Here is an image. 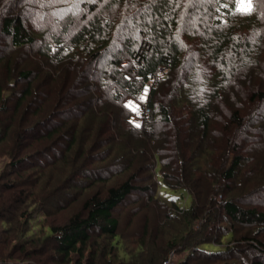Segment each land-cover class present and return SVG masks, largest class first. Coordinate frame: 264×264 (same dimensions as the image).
<instances>
[{
  "label": "trees",
  "instance_id": "16d2710c",
  "mask_svg": "<svg viewBox=\"0 0 264 264\" xmlns=\"http://www.w3.org/2000/svg\"><path fill=\"white\" fill-rule=\"evenodd\" d=\"M253 3L0 0V264H45L48 248L60 264H164L171 252L174 264H264V206L239 203L264 194V155L242 156L237 137L264 105V0ZM83 84L68 109L78 118L55 123ZM146 89L137 127L125 101ZM65 137L46 162L42 148ZM134 194L147 199L132 218L115 215ZM245 249L253 258L236 256Z\"/></svg>",
  "mask_w": 264,
  "mask_h": 264
},
{
  "label": "rangeland",
  "instance_id": "374dc122",
  "mask_svg": "<svg viewBox=\"0 0 264 264\" xmlns=\"http://www.w3.org/2000/svg\"><path fill=\"white\" fill-rule=\"evenodd\" d=\"M238 8L243 11V12H250L252 10H254V3L253 0H238ZM252 22L249 23V25ZM246 24V23H245ZM247 25V24H246ZM247 30V32H250V34H248L250 37L251 36H255L254 33L252 32V29L247 28L245 29ZM189 46V50H187V52L190 53V55L186 52L184 56H186V66H188L192 60V52L195 51L194 48V44L190 42ZM193 49V50H192ZM2 51H8L7 48V39L3 37V35L0 36V53ZM205 63V62H203ZM164 75H161L160 77H162ZM159 77V78H160ZM254 85V81L249 80L246 81L244 84H242V88L241 89H236V92H234V94L236 96H241L242 93H244V91L247 90V88H249L250 86ZM47 84L46 85H42L39 90L42 92V98L45 100L47 97H49V93L48 92V88H47ZM85 84L76 87L73 91L74 94L72 96L69 97L67 103H65L63 106L58 107V111L61 115L60 118H58L55 123H61L62 121L68 119V115H70V113H72L71 116H75L76 118H78V115L76 113L77 108H75L74 110H70L71 112H69V108L74 106V103H77L78 99L79 100H86V90L87 88H85ZM83 90V91H82ZM149 90L146 89V92L143 94L141 100L139 102H134L131 99H127L125 101V105L128 109H130L131 112L134 113L135 117L138 118H130L132 119L131 123L135 124V125H140V119L141 116H143V112L142 109H144V107H147L145 105V103L148 100V93ZM229 106V107H228ZM226 111H228L230 109V107H232V104L230 105H226ZM262 109V112H258L256 113L255 117L252 118V120H250L245 127H243V129H239L238 133H237V137L239 139V143H240V147L238 149V151L240 152V154H242V156L248 157L251 156L252 159L254 158H260V156H263L264 153L262 152V150L264 151V105H262L260 107V110ZM81 111V110H80ZM79 111V113H81ZM65 114V115H64ZM67 114V115H66ZM74 114V115H73ZM62 115L65 116V118H62ZM70 116V117H71ZM136 119V120H135ZM52 124V123H51ZM236 133V132H235ZM67 137H65L64 139H60L58 142H56L55 144H50V146L48 145V148H42L43 150V155L45 156L44 160L47 162L48 160H52L54 159V157H57L58 153H62L64 151V147L67 144ZM47 146V145H46ZM101 152H99L98 154H96V152H91L92 155V159H89L90 161H88V163H90L92 161L93 165H98V161H99V157L98 155H100ZM5 160H0V164L3 163ZM87 165V164H86ZM85 167V166H84ZM91 166H89L90 168ZM88 168V169H89ZM84 169V168H83ZM157 172L159 175V167L157 168ZM18 175H13V179L15 180H19L20 176H22V172H18ZM264 174V172H262ZM118 176H116L115 178H117ZM114 180V179H113ZM111 179V181H113ZM240 190V189H239ZM64 192L68 193V191L66 189H63ZM88 191V190H85ZM238 191V190H236ZM70 192L74 193L73 190H70ZM160 192L161 194L174 199L179 205H184V206H189L192 203V196H190V194L186 191V190H172L167 188L166 186H164L163 184L160 186ZM239 192V191H238ZM237 192V193H238ZM239 195V194H238ZM262 196V197H260ZM239 198V197H238ZM58 199V197H57ZM61 199V198H60ZM136 199H139V204H132L133 200L136 201ZM147 199V197L145 195H141V194H134L132 196V198L130 199V201H128L126 203L125 206L119 208L118 211L115 212V215H119V213L123 210V211H127L128 212V216L127 219H131L132 215L134 214V212L139 209L140 204L142 202H144ZM239 203L244 205V207L248 208V207H252V206H258L259 208H262L264 206V194L261 195H250V196H245L244 193H242V196H240L239 198ZM57 201H54V204ZM77 201L74 205H78ZM59 204L60 201H59ZM143 204V203H142ZM133 206V207H132ZM73 207H70L69 209H67L64 213H68L70 210H72ZM125 209V210H124ZM263 210V209H262ZM12 215H8L7 217H12ZM141 216V215H140ZM9 219V218H8ZM1 224V223H0ZM240 227L241 230L245 229L244 225H238ZM1 229V228H0ZM259 237L264 241V231L262 232H258ZM3 248V247H0ZM203 248L208 249V250H219L221 247L216 246V245H210V244H206L203 245ZM3 256V251L0 254ZM53 252H52V248H48L47 251H45L44 254H42L41 256H38V259H43L45 260V264H60L59 261L54 260V258H56L54 255L53 258ZM237 257H239L240 259H249L250 257L253 258V254L251 253V251H248L247 249H245V251L239 252L238 255L236 254ZM4 257V256H3ZM52 257V258H51ZM175 257V256H174ZM37 258V257H36ZM4 259V258H3ZM178 258H176L175 260L173 259L174 263L177 262ZM262 260L264 261V258H262ZM11 262H14L13 260H11ZM197 261H194L193 263H196Z\"/></svg>",
  "mask_w": 264,
  "mask_h": 264
},
{
  "label": "built area",
  "instance_id": "2783aa9c",
  "mask_svg": "<svg viewBox=\"0 0 264 264\" xmlns=\"http://www.w3.org/2000/svg\"><path fill=\"white\" fill-rule=\"evenodd\" d=\"M164 74H165V69L159 67L156 70V72L151 76L149 82L150 83H153L154 81L158 80L161 75H164ZM149 111H150V108L149 107H144V109H142V112L143 113H149ZM133 118H138V117H135L134 116ZM174 256H175V253L174 252H171L168 261H166L164 264H174V261H173Z\"/></svg>",
  "mask_w": 264,
  "mask_h": 264
},
{
  "label": "snow or ice",
  "instance_id": "6c2138e0",
  "mask_svg": "<svg viewBox=\"0 0 264 264\" xmlns=\"http://www.w3.org/2000/svg\"><path fill=\"white\" fill-rule=\"evenodd\" d=\"M137 127H139V125H137Z\"/></svg>",
  "mask_w": 264,
  "mask_h": 264
}]
</instances>
